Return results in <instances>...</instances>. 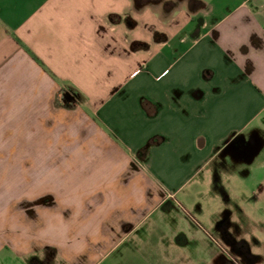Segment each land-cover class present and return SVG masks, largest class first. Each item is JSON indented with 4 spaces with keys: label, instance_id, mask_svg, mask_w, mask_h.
<instances>
[{
    "label": "crops",
    "instance_id": "obj_1",
    "mask_svg": "<svg viewBox=\"0 0 264 264\" xmlns=\"http://www.w3.org/2000/svg\"><path fill=\"white\" fill-rule=\"evenodd\" d=\"M263 126L264 0H0V264H264Z\"/></svg>",
    "mask_w": 264,
    "mask_h": 264
},
{
    "label": "rangeland",
    "instance_id": "obj_2",
    "mask_svg": "<svg viewBox=\"0 0 264 264\" xmlns=\"http://www.w3.org/2000/svg\"><path fill=\"white\" fill-rule=\"evenodd\" d=\"M263 130H264V126H263ZM239 141H241V139H238V142ZM243 149H244L243 153L247 154V151H248L247 148L244 147ZM229 158H230V162H228V164H230L231 167L234 169L233 179L228 181V186L227 184L225 185L227 181V174L225 171H222L219 176L220 177L219 181L220 183L225 185L224 188L226 189L227 193L230 194L233 201L236 203L237 209H236V212L235 211L234 212L238 215L237 219L243 220V217L246 216V214H250V213H262L263 214L264 205L260 203L259 199L256 198V196H254L253 190L255 189L258 183V180L260 179L264 171V169L260 170V167H259L260 161L261 160L263 161L264 159V153L258 154L255 160L252 161V163L249 162L248 164L241 162L239 158H237L236 156L234 158H231V157ZM252 168L255 169L253 172V177L250 178L247 182H244L243 181L244 176L247 175V172L251 171ZM183 193H184V190H181L177 198L181 199ZM234 207H235V204H234ZM248 228H249V232L253 231L254 229L255 231L257 230L256 229L257 226H254V228L251 229L250 231V228H251L250 224ZM34 259L38 261H48L51 264H55L54 256H52L51 254H46L42 257L38 256V257H35Z\"/></svg>",
    "mask_w": 264,
    "mask_h": 264
},
{
    "label": "flooded vegetation",
    "instance_id": "obj_3",
    "mask_svg": "<svg viewBox=\"0 0 264 264\" xmlns=\"http://www.w3.org/2000/svg\"><path fill=\"white\" fill-rule=\"evenodd\" d=\"M72 95H73L72 92H67L65 99H72Z\"/></svg>",
    "mask_w": 264,
    "mask_h": 264
},
{
    "label": "water",
    "instance_id": "obj_4",
    "mask_svg": "<svg viewBox=\"0 0 264 264\" xmlns=\"http://www.w3.org/2000/svg\"><path fill=\"white\" fill-rule=\"evenodd\" d=\"M72 99H73V96H72Z\"/></svg>",
    "mask_w": 264,
    "mask_h": 264
}]
</instances>
